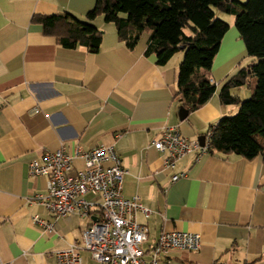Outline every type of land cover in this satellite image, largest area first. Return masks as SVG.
<instances>
[{
    "label": "crops",
    "instance_id": "0c3cea01",
    "mask_svg": "<svg viewBox=\"0 0 264 264\" xmlns=\"http://www.w3.org/2000/svg\"><path fill=\"white\" fill-rule=\"evenodd\" d=\"M95 2L0 0V264H57V251L81 243L95 212L53 217L33 200L46 195L47 178L31 175L28 163L59 147L100 144L121 158L122 194L138 195L149 210L137 212L147 229L144 248L164 231H192L200 234L199 249L168 251V264H264V158L190 152L168 168L152 145L166 126H177L190 140L206 138L211 124L235 113L238 105L222 103L219 88L252 57L237 48L235 33L224 34L208 72L215 92L181 118L175 96L181 57L177 52L158 65L154 54H145L147 31L130 49L118 40L115 24L98 16L92 23L103 34L98 51L90 52L61 46L31 21L34 14L84 19ZM243 88L231 93L245 99L251 88ZM179 172L184 175L172 180ZM85 198L100 200L91 193ZM34 216L53 228L46 230Z\"/></svg>",
    "mask_w": 264,
    "mask_h": 264
},
{
    "label": "trees",
    "instance_id": "16d2710c",
    "mask_svg": "<svg viewBox=\"0 0 264 264\" xmlns=\"http://www.w3.org/2000/svg\"><path fill=\"white\" fill-rule=\"evenodd\" d=\"M216 10L234 16L252 61L222 81L218 92L221 102L237 104L238 109L209 126L207 151L264 158V0H96L84 19L70 13L34 14L31 21L40 24L43 33L54 36L61 46L81 45L90 52L98 51L103 34L92 23L98 16L115 24L118 40L130 49L147 31L145 54H154L158 65L183 52L175 96L185 109L193 111L217 87L208 72L229 24ZM243 85L251 92L242 100L231 89Z\"/></svg>",
    "mask_w": 264,
    "mask_h": 264
},
{
    "label": "built area",
    "instance_id": "2783aa9c",
    "mask_svg": "<svg viewBox=\"0 0 264 264\" xmlns=\"http://www.w3.org/2000/svg\"><path fill=\"white\" fill-rule=\"evenodd\" d=\"M152 145L164 154L168 168L190 152L200 155L207 151L208 136L204 144L184 137L177 126H166L152 140ZM76 158L81 165L74 163ZM31 175L47 178L46 195L37 194L33 200L42 202L55 218L76 213L94 218L82 230L81 243L56 252L57 264H81V251H87L95 264H168L165 254L171 250L196 251L200 247V234L192 231L172 230L160 233L155 243L144 248L147 229L137 221L139 210L149 213L138 195L126 198L122 194L125 169L112 146L97 145L90 149L75 146L72 151L59 147L46 151L41 159L28 163ZM184 175L175 173L171 179ZM87 193L100 198L91 201ZM35 223L46 230L53 228L37 216ZM194 264V263H184Z\"/></svg>",
    "mask_w": 264,
    "mask_h": 264
},
{
    "label": "rangeland",
    "instance_id": "374dc122",
    "mask_svg": "<svg viewBox=\"0 0 264 264\" xmlns=\"http://www.w3.org/2000/svg\"><path fill=\"white\" fill-rule=\"evenodd\" d=\"M239 1H241V2H244V1H246V0H239ZM216 12H217V14L218 15H220L221 16V18H224V20H226L227 22H228V24H229V28H228V30L225 32V34L227 35V36H229L230 34H231V32L232 33H235V35H237L236 37L238 38V49H243V51H244V49H245V47H244V42H243V40L241 39V37L239 36V33H238V31H237V29H236V27H235V25H234V16L233 15H230V14H225V13H223V12H220V11H218V10H216ZM231 24H230V23ZM234 37V35H232V38ZM178 55H180V57H181V59H182V57H183V52L182 51H179L178 52ZM177 55V56H178ZM176 56V57H177ZM248 62V61H247ZM244 91H246V89H247V86L246 85H244ZM243 100V99H242ZM237 109H238V107H237ZM82 263L81 264H95L94 262H93V260L92 259H90V254H89V252H87V251H84L83 253H82Z\"/></svg>",
    "mask_w": 264,
    "mask_h": 264
},
{
    "label": "water",
    "instance_id": "95a60500",
    "mask_svg": "<svg viewBox=\"0 0 264 264\" xmlns=\"http://www.w3.org/2000/svg\"><path fill=\"white\" fill-rule=\"evenodd\" d=\"M228 1V0H226ZM188 110L185 109L183 106L181 107L180 109V117L181 118H184V116L187 114ZM198 141H199V144L200 145H203L204 144V141H205V136L204 135H201L200 137H198Z\"/></svg>",
    "mask_w": 264,
    "mask_h": 264
}]
</instances>
